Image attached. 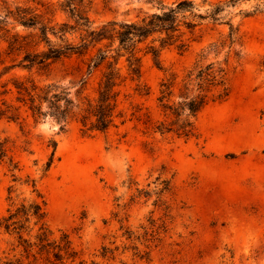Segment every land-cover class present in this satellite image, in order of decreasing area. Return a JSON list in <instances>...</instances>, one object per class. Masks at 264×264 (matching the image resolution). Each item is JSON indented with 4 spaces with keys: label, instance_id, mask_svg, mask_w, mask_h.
<instances>
[{
    "label": "rangeland",
    "instance_id": "1",
    "mask_svg": "<svg viewBox=\"0 0 264 264\" xmlns=\"http://www.w3.org/2000/svg\"><path fill=\"white\" fill-rule=\"evenodd\" d=\"M61 1L0 0V27L33 31L10 17L4 21L17 5L34 8L53 22L65 20ZM78 1L94 26L137 20L156 7L151 0ZM254 1L240 0L229 9L237 26L231 43L227 24L206 20L186 51L162 50L166 70L143 55L140 82L148 94L134 93L133 82L125 80L118 87L115 124L91 136L82 134L77 120L87 100L96 97L100 76L99 67L87 72L88 55L62 58L43 70L15 67L2 74L0 83L15 75L58 84L69 92L74 115L60 122L51 116L35 120L23 111L22 120H0L6 153L5 163L0 162V215L11 180L6 161L12 158L19 177L38 179L48 225L56 236L68 233L82 259L102 264H264V11L241 13ZM2 34L0 30V51L6 46ZM214 42L222 44L215 51L208 47ZM201 50L203 62L225 69L226 98L208 102L194 114L185 110L179 117L167 116L158 101L161 80L177 75L168 100L178 102L183 77ZM185 120L193 128L187 136L179 129ZM52 151L53 161L43 172ZM26 188L18 187L16 193ZM122 227L140 239L125 238ZM148 239L150 252L141 258L137 252ZM103 245L113 249V260L100 255Z\"/></svg>",
    "mask_w": 264,
    "mask_h": 264
},
{
    "label": "trees",
    "instance_id": "2",
    "mask_svg": "<svg viewBox=\"0 0 264 264\" xmlns=\"http://www.w3.org/2000/svg\"><path fill=\"white\" fill-rule=\"evenodd\" d=\"M151 1L156 4L155 10L137 20H109L99 26L93 25L87 10L78 0L60 2V9L67 15L60 22L45 18L29 6L17 5L7 11L4 21L10 17L15 24L33 31L23 34L11 31L12 28L0 27L6 43L0 51V76L15 67L28 71L43 70L62 58L88 55L87 72L99 67L100 76L96 97L87 100L77 120L83 135L104 132L115 124L119 114L118 87L125 80L133 82L134 93L148 94V87L140 82L143 55H149L157 68L166 70L161 59L162 50L173 47L179 53L186 51L195 29L204 21L227 24L230 43L237 32L229 9L240 0H200L199 3L195 0ZM262 11L264 0H255L248 10L241 13L245 17ZM3 24L5 26L6 23ZM221 45L214 42L208 47L215 51ZM204 58L205 50H201L183 77L178 102L168 100L177 75L172 72L161 80L158 101L167 116L179 117L185 110L194 114L208 102L226 98L225 69L214 62H203ZM6 59L10 63L6 64ZM165 97L167 101L163 100ZM73 105L69 92L55 83L39 84L30 76L15 75L0 83V120H22L24 111L35 120L51 116L65 122L74 115ZM179 129L187 136L193 128L185 120ZM53 153L45 162L43 172L50 167ZM5 155L0 143V162L5 163ZM6 162L11 180L7 186V206L0 215V235L4 243L0 246V264H102L82 259L65 231L55 235L47 222L46 199L38 186V179L29 174L19 177L15 173L19 169L18 163L12 158ZM22 186L27 187L26 190L16 193ZM122 229L125 238L135 236V240L140 239L129 228ZM125 231L129 232L125 234ZM150 235L154 238V234ZM148 241L145 240V249L137 252L141 258L148 257ZM100 255L107 260L114 259L113 249L105 245L101 247Z\"/></svg>",
    "mask_w": 264,
    "mask_h": 264
}]
</instances>
